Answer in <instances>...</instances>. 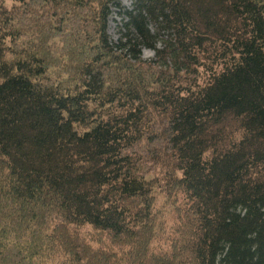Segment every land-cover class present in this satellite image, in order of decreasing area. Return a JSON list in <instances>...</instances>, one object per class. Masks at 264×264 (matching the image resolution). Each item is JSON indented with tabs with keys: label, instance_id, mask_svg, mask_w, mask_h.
Returning <instances> with one entry per match:
<instances>
[{
	"label": "trees",
	"instance_id": "trees-1",
	"mask_svg": "<svg viewBox=\"0 0 264 264\" xmlns=\"http://www.w3.org/2000/svg\"><path fill=\"white\" fill-rule=\"evenodd\" d=\"M119 1L0 0V264H264V0Z\"/></svg>",
	"mask_w": 264,
	"mask_h": 264
},
{
	"label": "rangeland",
	"instance_id": "rangeland-1",
	"mask_svg": "<svg viewBox=\"0 0 264 264\" xmlns=\"http://www.w3.org/2000/svg\"><path fill=\"white\" fill-rule=\"evenodd\" d=\"M128 2L129 3H127L126 5L122 0H120V9H112V15L109 18L108 24V35L114 44H117L121 38L129 33V29L127 26L128 17L126 13L132 11L134 0H130ZM152 32H155L154 29H152ZM163 39L166 40L167 38L164 37ZM163 44L164 43H160L158 45V49H162ZM142 59L144 61H154L156 59V54L152 50L142 49Z\"/></svg>",
	"mask_w": 264,
	"mask_h": 264
},
{
	"label": "bare ground",
	"instance_id": "bare-ground-1",
	"mask_svg": "<svg viewBox=\"0 0 264 264\" xmlns=\"http://www.w3.org/2000/svg\"><path fill=\"white\" fill-rule=\"evenodd\" d=\"M122 1H123V3H125L127 5V3H129L128 1H130V0H122Z\"/></svg>",
	"mask_w": 264,
	"mask_h": 264
}]
</instances>
